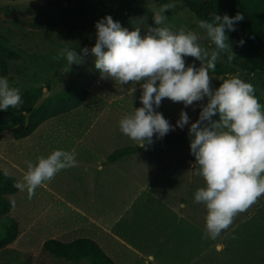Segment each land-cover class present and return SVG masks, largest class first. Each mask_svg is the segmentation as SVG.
I'll return each instance as SVG.
<instances>
[{
	"label": "rangeland",
	"instance_id": "1",
	"mask_svg": "<svg viewBox=\"0 0 264 264\" xmlns=\"http://www.w3.org/2000/svg\"><path fill=\"white\" fill-rule=\"evenodd\" d=\"M166 3L174 6L165 13L161 27L194 31L202 48L209 53L215 50L199 28L202 19L184 0H0V42L17 54L7 58L9 73L0 77H7L10 87L19 92L37 93L34 109L42 113L46 100L64 97L74 87L87 90L80 106L47 117L25 137L17 138V129L25 128L30 112L0 114V166L11 173L15 170L19 181L27 170L26 161L35 163L54 150L69 151L75 145V158H81L80 165L47 181L59 197L45 193L41 186L32 199L27 191L10 195L15 204L9 213H0V239L11 218L18 220L20 233L0 247V264H92L43 247L50 238L70 242L83 236L95 239L119 264H264V253L257 257L255 251L240 252L236 243L229 248V240L222 254L210 249L212 239L204 238L197 223L198 211L206 214V208L194 201V194L205 182L191 170L195 158L190 154L188 126L168 133L182 137L171 145L152 144L114 160L107 157L121 147L139 144L121 133L119 121L142 106L141 89L101 78L90 53L96 42L95 24L111 15L123 28L139 29L143 36L149 27H156L152 10ZM85 47L89 54L83 63L70 65L59 57L63 48L79 53ZM230 54L221 52L215 70H210L213 87L219 86L220 77L238 75L254 86L264 106V71H252L236 53L229 61ZM185 61L197 68L202 63L193 57ZM182 109L192 122L198 119L199 107L194 111L193 106L185 108L169 99L157 111L176 125ZM80 138L82 142L77 141ZM89 146L95 150L91 152ZM5 157L17 165L6 163ZM101 157L109 161L98 168ZM188 218H195V223Z\"/></svg>",
	"mask_w": 264,
	"mask_h": 264
},
{
	"label": "clouds",
	"instance_id": "2",
	"mask_svg": "<svg viewBox=\"0 0 264 264\" xmlns=\"http://www.w3.org/2000/svg\"><path fill=\"white\" fill-rule=\"evenodd\" d=\"M173 6L166 3L153 9L156 27H149L143 36L139 29L129 31L106 15L95 24L96 42L90 53L101 78L121 85H139L142 106L119 121L121 133L139 142V147L152 144L153 137L163 139L177 127L183 130L188 126L190 154L195 158L191 170L205 182L195 192L194 201L206 208L204 238L216 240L238 214L264 196V106L255 96L254 86L238 75L220 77L219 86L213 87L209 74L215 70L221 52L230 51L228 60L235 59L226 43V32L236 31L235 25L243 21L244 15L238 12L230 17L212 12L210 21H199V28L215 45L209 53L200 46L196 32L160 26ZM244 43L243 39L239 41L240 46ZM88 54L86 47L79 53L63 48L59 57L73 65L83 63ZM185 57L202 63L198 68L195 64L186 66ZM164 99L182 102L185 108L193 106L194 111L199 107L198 119L192 122L182 109L176 125L170 124L157 111ZM22 104L19 90L10 87L7 77H0V111ZM25 163L27 170L22 180L16 177L14 187L27 191L29 199L57 173L77 166L75 152L61 149L37 157L35 163ZM3 174L10 175L7 169Z\"/></svg>",
	"mask_w": 264,
	"mask_h": 264
},
{
	"label": "trees",
	"instance_id": "3",
	"mask_svg": "<svg viewBox=\"0 0 264 264\" xmlns=\"http://www.w3.org/2000/svg\"><path fill=\"white\" fill-rule=\"evenodd\" d=\"M189 8L202 20L211 19L210 14L216 12L218 15L224 14L234 17L238 12L244 15L243 21L237 22L236 31L226 32L228 43L232 50L246 63L252 71H264V0H184ZM243 39V46L239 41ZM14 51L8 49L0 42V76L9 73L7 58L16 57ZM23 104L18 108L10 107L3 113H22L30 112L31 118L25 128L17 129V138L25 137L35 131L46 118L55 117L64 112H69L80 106L87 98V90L82 87L77 89H68V92L56 95L53 99L46 100L43 103V113L36 112L34 104L38 98L37 93L26 90L20 91ZM52 101V102H50ZM218 117V116H217ZM214 117V119H218ZM47 118V119H48ZM182 137H176L174 134H167L163 139L153 137L152 144L171 145L181 140ZM150 144V145H152ZM149 146V145H147ZM143 147L136 145H126L109 155L114 160L121 156L141 150ZM10 175L5 177L3 169H0V213H9L12 210L14 202L10 197L18 191L14 184L18 181L16 176L9 172ZM4 236L0 239V247L12 243L20 233L17 219L11 218ZM43 247L61 257L70 260L80 261L89 259L92 264H119L102 246L93 238L83 236L78 237L70 242L58 238L46 240Z\"/></svg>",
	"mask_w": 264,
	"mask_h": 264
},
{
	"label": "crops",
	"instance_id": "4",
	"mask_svg": "<svg viewBox=\"0 0 264 264\" xmlns=\"http://www.w3.org/2000/svg\"><path fill=\"white\" fill-rule=\"evenodd\" d=\"M40 127V126H39ZM38 127V128H39ZM36 128L35 130H37ZM78 142L81 141V138L77 140ZM91 152L95 150L94 146H89L88 148ZM75 150V145H71L69 147V151H74ZM110 153L107 154V157H109ZM107 157H101V163L98 162V168H102L103 162L109 161L107 160ZM5 162L6 163H13L14 165H17L14 161H12L9 157H5ZM77 166L80 165L81 163V158L77 157ZM6 168V166H4ZM3 166H0V169H5ZM7 169V168H6ZM9 172H11L9 170ZM12 174L15 175L17 178V174L14 171H12ZM19 180V178H18ZM43 191L45 193H53L56 197H59V194L56 192H53V190L50 189V187L47 185V182H45L43 185H41ZM20 193L19 189L16 193L12 194H18ZM44 195L46 196V194ZM182 203H186L185 201H182ZM15 204V203H14ZM14 207V205H13ZM87 215L90 216V218H93L91 211H87ZM205 213L204 212H199L197 215V223L198 226L205 231ZM189 219V218H188ZM18 221V220H17ZM189 222L192 224L195 223V218L194 219H189ZM234 227L231 226L229 229L231 231L229 233L224 234V236L221 237V235L218 237L220 238L221 242L216 243L219 241V239L212 240L210 242L212 250H215L217 253L222 254L223 250L226 249L228 246V240H229V248L232 246L233 243H236L239 245V251L244 252V251H255L257 254V257H259L260 252L264 253V196H261L258 201L252 205L247 211L238 214L233 223ZM232 234V235H231ZM226 238V239H223ZM221 245V247H220ZM220 248V249H219ZM264 257V254H262ZM259 259V258H258Z\"/></svg>",
	"mask_w": 264,
	"mask_h": 264
}]
</instances>
